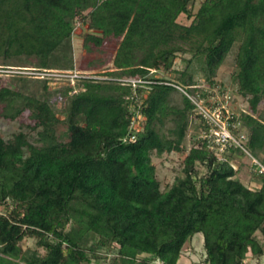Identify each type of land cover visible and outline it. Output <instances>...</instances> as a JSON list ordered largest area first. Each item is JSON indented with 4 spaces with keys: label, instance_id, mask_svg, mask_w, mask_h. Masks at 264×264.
I'll return each mask as SVG.
<instances>
[{
    "label": "trees",
    "instance_id": "trees-1",
    "mask_svg": "<svg viewBox=\"0 0 264 264\" xmlns=\"http://www.w3.org/2000/svg\"><path fill=\"white\" fill-rule=\"evenodd\" d=\"M196 1L0 0L3 63L25 57L35 59L36 71L71 70L76 31L89 53L117 41L111 69L84 70L105 80L63 90L62 119L49 102L48 80L28 76L41 82L40 97L0 84V118L27 113L34 133L0 135V264H178L196 234L203 236L204 264H246L248 255H264V173L253 164L259 186L250 188L231 163L235 154L249 155L264 167V121L255 116L264 100V0H204L193 13ZM181 15L189 25L178 22ZM234 48L233 80L250 112L231 117L228 129L236 137L234 124L245 129L248 154L227 147L218 159L207 140H197L161 189L152 157L185 153L189 117L197 113L172 85L196 95L193 61L214 84ZM177 55L190 56L184 70L175 69ZM158 73L175 78L155 80ZM120 78L156 83L134 95ZM175 92L181 106L170 104ZM137 114L140 130H129ZM25 238L34 249H23Z\"/></svg>",
    "mask_w": 264,
    "mask_h": 264
},
{
    "label": "rangeland",
    "instance_id": "rangeland-1",
    "mask_svg": "<svg viewBox=\"0 0 264 264\" xmlns=\"http://www.w3.org/2000/svg\"><path fill=\"white\" fill-rule=\"evenodd\" d=\"M203 1L204 0H197L195 2L193 13L197 11ZM178 22L183 25H189L191 19L189 20L186 16L181 15L178 18ZM81 31L82 30L76 31L72 37V52L67 55L68 61H71V64L74 68H77L81 71L94 69V71L99 72L111 69V60L117 46V41L113 39L106 40L102 48L94 53H89L87 52V49L83 48L81 45L82 39L79 35V32ZM235 50L236 48L232 50V52L226 57L223 64L219 67L214 78V84H209L204 80L203 75L199 71L201 65L198 61H193L189 69V71H192L194 74L193 79L196 87L198 88L196 95L192 96L193 99L202 103V105L205 108L207 107V109H209L211 112H213L214 108H221L222 111L224 110L223 114L221 115V117L224 118L222 119L224 125L230 121L231 117H238L241 112H250L246 99L240 96L237 91V85L233 80V75L235 74L236 70ZM189 58V55H177L174 60L175 69L184 70L186 66L184 60ZM3 65H9L8 67L12 68H3ZM36 67L37 63L35 59H28L25 57L13 59L8 63H3L0 60V84L9 86L26 94H34L40 97L42 93L41 82L36 79L28 78V76H36L24 73L30 72L27 70H36ZM155 76L160 78L164 76L170 80L175 78V74L173 73L165 75H163V73H158L155 74ZM21 77L22 79H20ZM65 88L66 85L64 84L50 86L51 94L49 95V102L52 109L61 119L62 116L60 114L66 103L62 94ZM170 104L174 106L182 105V97L179 92L172 93ZM195 114L189 117V126L183 141V146L186 152L164 154L160 157L154 155L152 157V162L156 166L157 178L161 184V189L171 184L175 177L182 170L183 159L194 142H197V140H203L202 137L204 131L201 129V122L198 118L199 113L197 112ZM255 116L264 121V100L259 104ZM27 125H32L27 117V113L23 114V116L16 121H9L0 118V135L4 139H9L13 134L18 133L19 131L33 135L34 133L26 127ZM171 126V123L166 124V127ZM233 127L236 128L238 136H246L245 129L242 128L239 123L234 124ZM65 130L66 128L63 124H60L57 127L58 133H63ZM215 152L217 157H220V152ZM231 163L237 170L236 178L241 180L250 188H256L259 186L254 178V161L249 155L243 156L240 154H235L234 160H232ZM197 169L199 170L200 174H203L205 171V168L201 165H197ZM257 237L261 242L263 241V237L260 233L257 234ZM21 244L23 249L35 248V241L30 238L23 239ZM38 252L42 254L43 250L38 249ZM112 256L113 254H109V258ZM204 260L205 250L203 246V236L202 234H196L191 239V241L184 245L178 264H204ZM246 264H264V255L259 259H254L248 255Z\"/></svg>",
    "mask_w": 264,
    "mask_h": 264
},
{
    "label": "built area",
    "instance_id": "built-area-1",
    "mask_svg": "<svg viewBox=\"0 0 264 264\" xmlns=\"http://www.w3.org/2000/svg\"><path fill=\"white\" fill-rule=\"evenodd\" d=\"M30 72H24L29 75H34L37 78L48 80L49 86L51 85H58V84H64L66 87H72L73 93L77 92V84L79 82H82L84 80L88 79H94V80H105L103 77L99 76H91L90 74L81 71L77 68H73L71 70H42V71H36V70H27ZM160 77L155 76V80L159 79ZM117 82H119L121 85L130 86L134 92V95L136 94V91L139 87L144 88L147 91L149 90V86L156 83V81L152 80H145V79H136V78H120L116 79ZM162 83V82H160ZM166 85H170L169 83H164ZM176 89H178L181 93L185 94L192 103L196 106L197 112L199 115H201L204 120L207 122V125L209 127L208 132H203L202 139L207 140L210 148L215 151H219L220 153L223 152L227 147H239L241 148L245 153L247 151L243 147V141L245 140V136H234L231 131L228 129V122L227 124L223 123L224 119L221 117L223 114V111L221 108H214L213 112H211L207 107L205 108L202 103L197 102L193 99L192 96L188 95L183 89H181L178 86L172 85ZM137 113V111H136ZM143 121V117L137 114L131 122L129 130H140V124ZM134 135L128 138V141H133ZM248 154V153H247ZM251 157V156H250ZM218 159H221L218 157ZM255 165H258L260 167V172L264 173V167L260 165V163L253 159Z\"/></svg>",
    "mask_w": 264,
    "mask_h": 264
}]
</instances>
